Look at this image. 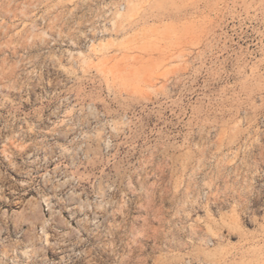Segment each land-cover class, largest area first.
Segmentation results:
<instances>
[{"label":"rangeland","instance_id":"rangeland-1","mask_svg":"<svg viewBox=\"0 0 264 264\" xmlns=\"http://www.w3.org/2000/svg\"><path fill=\"white\" fill-rule=\"evenodd\" d=\"M0 264H264V0H0Z\"/></svg>","mask_w":264,"mask_h":264},{"label":"bare ground","instance_id":"bare-ground-1","mask_svg":"<svg viewBox=\"0 0 264 264\" xmlns=\"http://www.w3.org/2000/svg\"><path fill=\"white\" fill-rule=\"evenodd\" d=\"M31 202H29L28 203V205H29V213L31 214V215H33V216H37V217H35L36 218V220L38 219V215H36L37 213V210H38V205H36V204H33V203H31ZM40 216V215H39ZM41 218V217H40ZM41 220V219H40ZM46 223V222H45ZM33 224V223H32ZM46 226V225H45Z\"/></svg>","mask_w":264,"mask_h":264}]
</instances>
